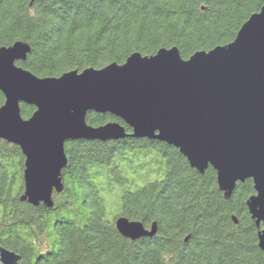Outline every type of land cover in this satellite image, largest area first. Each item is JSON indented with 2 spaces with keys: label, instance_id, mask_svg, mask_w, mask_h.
Returning <instances> with one entry per match:
<instances>
[{
  "label": "trees",
  "instance_id": "16d2710c",
  "mask_svg": "<svg viewBox=\"0 0 264 264\" xmlns=\"http://www.w3.org/2000/svg\"><path fill=\"white\" fill-rule=\"evenodd\" d=\"M263 2L0 0V46L28 42L26 59L16 64L38 76L123 63L133 52L150 55L161 47L176 46L188 58L233 40ZM20 107L24 118L35 109ZM114 120L131 131L109 112L86 114L94 126ZM64 151V186L54 193L53 212L20 199L21 149L0 138V245L23 264H264L246 206L251 178L225 198L212 166L200 173L178 148L154 138L68 140ZM60 211L76 220L54 218ZM119 216L147 227L155 221L157 232L124 237L115 227Z\"/></svg>",
  "mask_w": 264,
  "mask_h": 264
},
{
  "label": "water",
  "instance_id": "95a60500",
  "mask_svg": "<svg viewBox=\"0 0 264 264\" xmlns=\"http://www.w3.org/2000/svg\"><path fill=\"white\" fill-rule=\"evenodd\" d=\"M29 51L24 40L0 46V138L25 156L21 200L53 206V190L64 186L68 140L154 138L178 148L200 173L212 166L225 198L238 181L252 179L246 206L264 251V2L233 40L188 58L176 46L161 47L150 55L133 52L123 63L38 76L16 64ZM21 103L35 107L27 118ZM89 111L109 112L131 131L115 120L88 124ZM115 227L132 240L157 232L155 221L147 227L125 216ZM20 260L0 245V264Z\"/></svg>",
  "mask_w": 264,
  "mask_h": 264
},
{
  "label": "rangeland",
  "instance_id": "374dc122",
  "mask_svg": "<svg viewBox=\"0 0 264 264\" xmlns=\"http://www.w3.org/2000/svg\"><path fill=\"white\" fill-rule=\"evenodd\" d=\"M101 181V180H100ZM107 196V199H109L110 197H109V194H104V196ZM40 203H42V202H40ZM115 212H116V210H114L113 212H112V214H115ZM57 217H59V218H57ZM61 217H63V218H70V219H75L76 220V216H74L72 213H67V212H65V211H60V212H57L56 213V216L54 217V218H56V219H60Z\"/></svg>",
  "mask_w": 264,
  "mask_h": 264
},
{
  "label": "flooded vegetation",
  "instance_id": "af4514ba",
  "mask_svg": "<svg viewBox=\"0 0 264 264\" xmlns=\"http://www.w3.org/2000/svg\"><path fill=\"white\" fill-rule=\"evenodd\" d=\"M67 142V141H66ZM16 145V144H15ZM21 153H22V151H21ZM22 156H23V169H24V160H25V156L23 155V153H22ZM23 173V172H22ZM22 178H23V174H22ZM23 187H24V185H23ZM23 192H24V190H22ZM56 192V190H53V192H52V198L54 197V193ZM39 205L40 206H42V207H45L44 205H43V203H39ZM38 205V206H39ZM54 210V211H53ZM57 209H56V207L55 206H53V209H52V211L53 212H55Z\"/></svg>",
  "mask_w": 264,
  "mask_h": 264
}]
</instances>
